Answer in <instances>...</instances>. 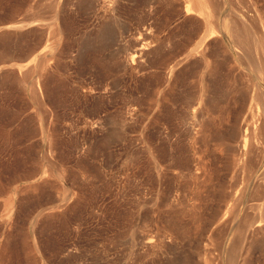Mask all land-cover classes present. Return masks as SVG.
<instances>
[{"label":"rangeland","instance_id":"rangeland-1","mask_svg":"<svg viewBox=\"0 0 264 264\" xmlns=\"http://www.w3.org/2000/svg\"><path fill=\"white\" fill-rule=\"evenodd\" d=\"M51 1L0 0V264H228L235 245L264 264V225L240 229L264 209V73L232 36L257 32L264 0H210L209 18L122 0L101 41L110 15ZM207 24L221 35L191 63Z\"/></svg>","mask_w":264,"mask_h":264},{"label":"bare ground","instance_id":"bare-ground-1","mask_svg":"<svg viewBox=\"0 0 264 264\" xmlns=\"http://www.w3.org/2000/svg\"><path fill=\"white\" fill-rule=\"evenodd\" d=\"M65 1L66 0H63V1L61 0V2L60 1L57 2L56 0H52L51 2H49L50 3L49 6L47 4V8L49 9V11H48L49 14L43 13V11L40 10L41 7L39 9V12L34 11V9H37V8H34L33 11L35 12L36 15H45V14H48L51 16L58 15V13L61 14L62 12L66 11L65 9H66L67 2H65ZM47 2L44 3L45 6H43V7H46ZM146 2L149 4L148 15H150L155 10V3L159 2V0H146ZM171 2H172V8L174 10H179V11L183 12L184 15H187V16L188 15H203L205 18H209L211 15H214V6H212V3L210 2V0H172ZM68 5H69V3H68ZM121 6H123L122 0H79L77 3L76 9L78 10V12L87 13L89 15H110V17L105 18L106 20L104 21L103 25L99 28L97 37L101 41L103 38H105L107 32L109 31L111 23H113L111 21L115 17L114 15H120ZM75 7H76V5H75ZM45 12H47V11H45ZM114 20L116 22V18ZM225 27H226V25H225ZM243 27L246 30L245 33L242 34L239 32H235L232 36H234V39L237 41V43H240V44L242 43L245 46V51H244L243 55H241L242 53L239 51L240 50L238 48L239 46L237 47V45L234 44L236 46V48L232 54L235 55L238 52H240L241 57L244 60H246L249 64H251L253 66V68L257 71L258 74L264 73V20L262 18L258 17V30L256 33H252L250 31V26H248L247 24H244ZM221 29L218 28L217 30H215L214 26H212L211 24H207V29L203 35L202 42L199 44L198 47H195L192 50H190V52L187 53L184 58L188 59V60L190 59L191 63L197 61L198 58L205 59V52L203 49V47L205 45L204 46H202V45L205 43V41H208L209 39H212L213 37H215V39L217 36L219 37L221 35ZM244 36H246L245 39H244ZM231 38H233V37H231ZM220 39H221V37H220ZM221 43L223 45V42H221ZM218 46H219V44H218ZM150 49L151 48H147V46H145V45H139L137 52L132 53L126 59L123 58V60H120L118 66L132 70V67H133L132 65L135 62L136 57H138V56L145 57V58L149 57V55L151 54ZM218 49H220V48L218 47ZM223 49L225 52L227 51V50H225V48H223ZM220 50H222V49H220ZM221 52H223V51H221ZM258 52L261 53L260 57H258ZM227 53H229V52H227ZM180 60L181 59L176 58L172 63H170L168 65V68L166 67L168 69V73L166 72V74H168V76H171V75L176 73L174 70L178 66ZM167 69H165V70L167 71ZM42 92H43V86L40 83L39 87L36 86V88H35V94L37 97H41ZM190 110H191V115L189 116L188 119H190L191 121H187V129H188L189 133H192V132H194L193 130H195V126H194L195 121H196L195 117L197 116L196 114L199 110V106L192 107V105H191ZM232 136H233V139L236 141L237 145L240 146L242 150H245L246 147L250 146L251 135H250L249 129L247 127H245L244 130L241 127H239L233 133ZM255 211H254V213H255ZM255 214H257V212ZM255 214L254 215H248L247 214L242 218L243 224H241L240 229L242 226L244 227V229L242 231L243 232L242 234L244 237L246 235L245 233L247 232L248 228H250L249 229V230H251L250 232H254V230L257 227H261L264 225V209H263V213L261 214V216H262L261 219L260 218L256 219ZM239 222H240V220H239ZM239 225H240V223H239ZM240 240L238 241V243L241 242ZM150 242H151V240H150ZM144 245L148 246L149 240L146 239V241L144 242ZM237 249H238V245H235L231 248L230 253H229V263L228 264H235L233 258H234V254L236 253Z\"/></svg>","mask_w":264,"mask_h":264}]
</instances>
